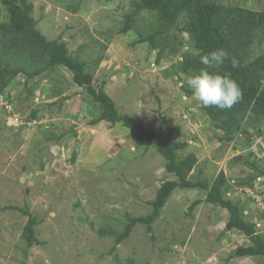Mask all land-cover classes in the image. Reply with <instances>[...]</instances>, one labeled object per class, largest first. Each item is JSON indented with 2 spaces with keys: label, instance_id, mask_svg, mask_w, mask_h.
Wrapping results in <instances>:
<instances>
[{
  "label": "rangeland",
  "instance_id": "obj_1",
  "mask_svg": "<svg viewBox=\"0 0 264 264\" xmlns=\"http://www.w3.org/2000/svg\"><path fill=\"white\" fill-rule=\"evenodd\" d=\"M28 1L36 28L49 40L65 42L89 65L95 89L104 83L119 112L138 116L148 130L158 129L159 114L165 127L177 126L187 143L182 157L193 153L197 158L191 178L211 183L224 172L225 197L239 199L246 219L264 232V182L259 186L257 180L254 189L240 186L238 181L252 171L234 160L248 157L251 138L257 164L264 168V125L247 122L248 130L232 141L218 139L223 133L187 85L191 74L175 73L180 56L194 51L183 17L157 63L160 41L156 48L131 45L156 28L152 13L142 12L128 34L119 33L131 0ZM221 1L241 5L243 0ZM71 3L78 5L76 13L67 9ZM7 20L0 0V24ZM263 51L264 43L255 45L253 55ZM100 54L103 61L93 67ZM11 84V103L0 106V264H112V238L100 237L98 230H120L126 215L150 213L156 189L171 178L154 141H136L134 131L120 123L88 125L98 116L97 105L63 68L28 80L19 75ZM32 110L37 117L29 120ZM200 197L195 190L174 191L151 232L136 225L118 246L117 264H260L257 257L231 258L247 241L237 231L224 230L225 210L200 203L188 211ZM10 206L26 207L36 218L37 244L26 246L21 232L27 217Z\"/></svg>",
  "mask_w": 264,
  "mask_h": 264
},
{
  "label": "trees",
  "instance_id": "obj_2",
  "mask_svg": "<svg viewBox=\"0 0 264 264\" xmlns=\"http://www.w3.org/2000/svg\"><path fill=\"white\" fill-rule=\"evenodd\" d=\"M1 1L8 11V20L0 24V98L3 95L6 102L11 103L12 93L8 89H11V83L19 75H24L28 80L43 72L63 68L71 75L72 83L90 95L97 105L98 116L90 120L88 125L106 122L115 126L120 123L134 131L136 141H154L155 151L164 161V170L171 176L161 182L154 198L149 201L150 213L145 216L126 215L120 230L106 227L98 230L100 237L112 238L109 261L112 264L120 263L118 246L128 239L136 225H143L147 231H152V224L160 217L162 208L174 191L190 189L199 192L201 197L189 205V212L200 203L219 207L227 213L224 230L237 231L247 241L245 246H239L232 252L231 258L257 257L260 264H264V232L257 230L256 222L246 219L239 199L235 201L225 197L228 183L224 172L220 171L211 183L198 177L192 179L190 174L197 158L193 153L182 157L187 143L180 140L181 132L177 126L165 127L167 121L159 114L158 129L148 130L138 116L121 114L104 91V83L94 88V77L88 69L89 65L72 55L65 42L59 38L49 40L36 28L32 3L28 0ZM130 5L131 10L124 15V26L119 33L124 36L128 34L142 12L152 13L156 28L146 37L136 36L131 45L150 43L152 48H156L160 41L162 46L156 56L157 63L163 56L169 38H175L173 31L179 19H185L184 29L192 39L194 51L183 53L176 61V74L193 75L204 67L200 63L201 56L221 48L228 52L229 57L224 65L211 71L233 78L240 85L243 98L230 110L202 106L212 126L223 133L222 137H218L219 140L232 141L237 133L248 130L247 122L258 128L264 125V51L253 55L254 46L264 43V4L260 5L258 0H243L241 5L223 3L221 0H131ZM67 9L76 13L78 5L71 3ZM102 61L100 54L92 66L97 67ZM234 62L237 67H233ZM23 66H29L31 70H25ZM0 106L4 107L3 104ZM28 117L29 120L35 119L37 110H32ZM256 133L259 134L258 131ZM253 142L249 138L247 158L236 156L234 159L252 171L238 184L252 189L258 179L259 186L264 182V168L259 167L257 162L260 159L250 149ZM258 190L255 189V192ZM10 209L27 217L21 232L26 246L37 244L36 218L26 207L10 206Z\"/></svg>",
  "mask_w": 264,
  "mask_h": 264
},
{
  "label": "clouds",
  "instance_id": "obj_3",
  "mask_svg": "<svg viewBox=\"0 0 264 264\" xmlns=\"http://www.w3.org/2000/svg\"><path fill=\"white\" fill-rule=\"evenodd\" d=\"M228 57V52L222 48L201 56L200 63L204 67L187 79L194 99L205 108L230 110L243 98L242 89L233 78L211 71L224 65ZM233 67H237L235 62Z\"/></svg>",
  "mask_w": 264,
  "mask_h": 264
},
{
  "label": "built area",
  "instance_id": "obj_4",
  "mask_svg": "<svg viewBox=\"0 0 264 264\" xmlns=\"http://www.w3.org/2000/svg\"><path fill=\"white\" fill-rule=\"evenodd\" d=\"M4 99H5V96L2 95V96H1V99H0V105H1V103H4V105L7 103L6 100H4ZM3 100H4V101H3ZM250 149H251V151H252V146H251ZM252 152H253V151H252ZM254 155L256 156V154H254ZM258 180H259V179H258Z\"/></svg>",
  "mask_w": 264,
  "mask_h": 264
},
{
  "label": "bare ground",
  "instance_id": "obj_5",
  "mask_svg": "<svg viewBox=\"0 0 264 264\" xmlns=\"http://www.w3.org/2000/svg\"><path fill=\"white\" fill-rule=\"evenodd\" d=\"M1 99V98H0Z\"/></svg>",
  "mask_w": 264,
  "mask_h": 264
}]
</instances>
